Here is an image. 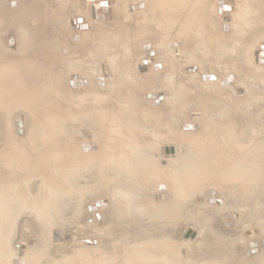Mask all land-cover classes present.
Returning <instances> with one entry per match:
<instances>
[{
    "label": "bare ground",
    "instance_id": "bare-ground-1",
    "mask_svg": "<svg viewBox=\"0 0 264 264\" xmlns=\"http://www.w3.org/2000/svg\"><path fill=\"white\" fill-rule=\"evenodd\" d=\"M2 1L0 2L3 4ZM57 1L43 0L39 4L31 1V9L36 13L33 16L39 21L36 30L31 31L32 34L29 32V35L34 37L27 39L28 43H34L28 46L33 53L30 49V53H26L27 49L22 47V51L14 53L12 58L7 56V59L3 57L4 54L0 55V113L4 115L24 111L33 121L29 128L28 122L26 124L23 120L21 134L24 135H18L20 133L17 122L15 136L11 129L8 130L10 127H7L5 140L1 141L3 143L0 147V164L4 169L9 167L14 172L5 174L0 171V264L21 263L15 262L14 259L18 258H15L12 250L6 246L10 227L8 213L21 205L29 208L23 212V215L29 216L21 220L31 222H23L27 225L25 231L31 229L30 233L22 232L26 237L33 235V222L37 215L40 216L45 232L51 227L63 226V220L68 214L78 211V203L84 197L85 191L84 185L81 184L95 183V178L105 183L104 190L115 193L113 196L117 198L118 205L111 209L112 204L108 197H98L94 200L93 207L95 201L104 199H108V205L93 208L89 213H106L104 215L108 220L104 228L108 230L109 235L106 245L113 251L114 258L121 259L122 264H233L232 242L225 236L235 232L237 226L235 218L229 223H224L222 219L232 216L233 208H238L241 214L262 213L261 216L264 217V56L261 57V54H264V43H261L264 38H261L259 51L255 54L260 70L255 73L244 71L248 73L247 76L242 73V69L249 62L247 56L252 49V38H255L257 33H264V3L250 4L252 0H246L248 2L242 4L241 11H238L236 23L220 22L219 26L218 19L212 14L214 0H129L130 5L138 8L139 14L136 15L134 11L135 15L132 14L129 24H126L128 26L119 25L121 29L119 28L117 35L115 30L106 31L107 28L100 27L96 36L95 33L88 36L87 42L84 41L86 43L82 38L86 29L81 26V22L77 23L75 20L71 26L74 32L72 39L77 42V46L80 43L78 49L76 44L74 46L79 50H76L78 57L83 56L80 59L83 67L101 59L109 64L112 75L104 77L109 71L106 70L107 64H102L104 70L97 79L98 83L113 81V74L119 72V79H115L119 81L108 86L109 90L111 89L110 94L101 101H96L93 75L82 79L72 76L69 79L70 90L83 88V93H88L84 99L73 100L62 87L63 75L57 69L60 65H55L57 70L54 68V71L48 70L49 72L45 71L47 64L40 65L41 51L46 52H43L46 60L51 57L50 66L59 59V56L53 58L57 52L53 50L56 35L61 37L63 30L62 25L55 23L60 17L52 21L53 17H56L52 16L55 15L52 13L57 10V7H53ZM73 1L69 0L68 3L72 4ZM98 1L100 0H87L85 10L97 16L95 3ZM27 3L25 4L31 5L29 1ZM46 4H49V7L45 6ZM103 4L105 2L100 3L101 6ZM221 4L228 6L230 3L220 2L219 6L217 5L220 16L233 12L226 11ZM27 9L29 10L30 6ZM42 10L43 15H40ZM19 11L16 12L20 13ZM26 13L28 12L25 11L24 14ZM80 13L83 15V12ZM4 15L0 14L1 23L7 17L5 15L2 19ZM30 16L32 15L29 14V18ZM123 17L126 16H121ZM13 20L12 18L10 21L15 22ZM21 21L19 20V23ZM20 25L18 28L21 29L22 24ZM57 25V30L52 28ZM29 26L28 24L27 28ZM140 26L146 29L144 33H137ZM10 31L12 30H7L5 36L0 37L2 50L19 48L16 42L14 46L11 45L9 40L16 39L17 35L16 31L9 34ZM245 34L249 35V38L244 39ZM21 35L19 34L23 37ZM75 36L78 38H74ZM5 37L7 41L4 39L3 42ZM62 37L65 38L63 34ZM143 40L147 42L142 44V48L147 44L151 48L145 49V58L138 69L151 70L154 74L133 79L131 75L134 71L131 65L135 54L132 52L137 42ZM62 42L64 43L63 39ZM155 45L163 51V62L155 61L154 57L158 55ZM67 46L69 45L63 47ZM63 47L60 48L61 51ZM53 51L55 52L51 53ZM151 51L154 55H149ZM179 54H182L183 58H179ZM37 57L41 59L38 60ZM209 58L215 62L211 60L208 65ZM179 59L182 64L193 63L191 69L194 72L181 76ZM149 60L153 63H146ZM76 62L74 65L78 64ZM155 65H161V68L158 69ZM205 65H208L206 71L201 72ZM88 66L86 68H89ZM62 68L61 71H64ZM84 69L81 71L89 76L87 69L85 72ZM236 73L242 77L244 75L245 78H239ZM231 75L235 80H231ZM179 76L186 80L178 79ZM198 80L201 84L196 83ZM223 82L228 85L222 86ZM166 83H174L180 90L185 88L179 93V102L177 98L169 99L170 102L163 108L160 103L163 93L151 91L144 94V90L146 86L155 87L159 84L168 89V86L164 85ZM237 83L242 85L247 96L236 100L225 97L231 89L236 88ZM149 95H154L153 99L148 100ZM153 100L160 101V104L153 105ZM200 103L203 105L206 119L201 122L193 119L181 122L180 118L184 116L181 109H185L187 105L200 107ZM193 124L197 125V130L184 128ZM167 143L174 146L167 148ZM175 149L177 151L174 155ZM163 152L173 156L164 159ZM28 178L43 182V188L35 186L34 194L30 197L25 196ZM203 188L207 201L212 198L213 203L217 202L215 199L218 198V190H222L226 195V205L232 212L223 209L220 214H212L200 206L195 195ZM209 190L213 193H208ZM158 196L159 201L156 198ZM90 205L85 207L87 212ZM222 222L223 228L219 226ZM182 223L196 225L190 229L197 233L195 238L188 241L191 233L186 236V232L183 236L185 240L178 243L173 233ZM72 230L63 234V243L66 234H71ZM202 232L223 235L200 241L197 234ZM76 235L70 237V243L73 245L75 242L71 240H80V233ZM253 242L256 240L250 241L249 244ZM259 247L258 242V249ZM245 254L246 252L244 257ZM95 255L92 258L98 260ZM251 258L256 259L257 256L254 254ZM98 262L95 261V264ZM86 263L92 264V260ZM256 264H264V259L256 261Z\"/></svg>",
    "mask_w": 264,
    "mask_h": 264
},
{
    "label": "rangeland",
    "instance_id": "rangeland-1",
    "mask_svg": "<svg viewBox=\"0 0 264 264\" xmlns=\"http://www.w3.org/2000/svg\"><path fill=\"white\" fill-rule=\"evenodd\" d=\"M0 1H2V0H0ZM21 1H24V2H21ZM28 1L30 3L32 1V3L34 2V4H39L40 2L41 3L43 2V0H35V1L34 0H20V1L16 0L15 2H18V4H16L14 2V0L13 1L12 0H3L2 1L3 4L0 2V6L2 7V8L0 7L1 8L0 9V14L1 15L5 14L7 16V17H5V15L2 16L3 17L2 19H4V17H5V19L6 18L9 19V17L11 16L9 21H8V19L7 20L4 19L5 22L3 20H2V23L0 22V32H1L0 37L5 36L6 31L9 30V29L12 30V31L9 32V34H13L14 31H16V35H17L16 39H12L11 38V40H9V41H10L12 46L15 45V42H16V45L18 43L19 45H17V47L20 48V50H19V48H16V49L11 48L10 50H6V49L2 50V48H0L1 49L0 50V55L4 54V56H3L4 58H6L7 56L8 57L11 56L10 58H12L15 54H17L18 52L22 51V47L25 50L27 49L26 53H30L29 51H31V49H30V47L28 48V46L29 45L30 46L34 45V43L30 42V41L28 43L27 39L29 37L30 38L34 37V36L31 37L30 35L32 34V32L34 30H36L37 25H39L38 24L39 21H37L38 20V19H36L37 17L33 16L35 12L33 11V9H31L32 3H31V5L30 4L27 5ZM36 1H38V2H36ZM58 1L61 4L58 3ZM58 1L56 3H54V5H53V7L55 6L54 9H56V7H57V10L54 11L55 13L52 11L53 12L52 14H55V15H52V16H56V17H53L52 21H54L56 19H59V17H60V19L57 20V22H55V23H57L58 25H62V29L63 30L61 32H62V34H63V36L65 38L67 37L66 39L63 38L61 33H60L61 37L56 35V40H58V41H57V43H55L56 42V40H55L54 44L56 46H58V47L53 45V47L56 48V49L53 48V50H55V51L57 50V52H56V54H54V57H53V54H52V57L56 58L55 56H57V57L59 56L58 57L59 61L57 60L55 63H52L53 65L51 64V66H50L49 60H51V57H49L50 59H47L48 60L47 61L44 58V57H46V56H44L45 55L44 53H46L45 51H43L44 53L42 51L41 52L39 51L40 53H42L41 54L42 60H39V59H41L40 57H39V59L37 57V59L40 61V63L42 62V64H40V65L47 64V66H48V64H49V67L45 66L46 67V69H45L46 72L48 70H53L54 71V68H55V70L58 69L59 72H61L60 74L63 75V76H61L62 85H64L62 87L67 92V95L70 96L71 98H73V100H79L80 98L84 99L85 96L88 93L87 92L83 93L85 91L83 88H82L83 90L82 89L81 90L80 89L79 90H73V89L70 90L69 87H68L69 79L72 76L73 77L75 76L77 79H82L84 77H90V76L93 75L92 77H95L94 79H95V87H96V89H95V100L96 101H101L105 96L110 94L111 89L109 90L110 87H108V86H112V82L116 83V81L117 82L119 81V80L115 81V79H119L118 78L119 72H116V73L113 74V76H115V79L114 80L112 79L113 81H111V82H106V81H105L106 83H104V82L98 83L97 82L98 77L100 78V75L103 74L102 72H103L104 68L102 67V64H105V65L107 64L106 66H108V67L106 68V70H107V72L109 71L108 72L109 74L108 73L106 75L104 74V77L112 75V72L110 70L111 68L109 67V64L103 59H101V61L99 60L98 62L96 61L98 59H96L95 60L96 62L88 63L90 66L92 65L91 67H89L88 64H87L86 66H88L89 68H86V66L83 67L84 64L82 63V60H80L83 56L79 55L81 57V58H79L78 54L76 53L77 51H79L77 49H78L80 43H78V46H77V42L72 39V36L74 34V32L72 31V27H71L72 23L75 20L77 21V23L81 22V24H82L81 26H83L86 29L84 31L85 34L82 35L83 42L85 40L87 42L88 36H90V35H92L94 33H95V36H96V34L99 32L98 29L100 27L107 28V29H105L106 31L108 29L115 30V34L117 35V33H119V31H120L122 26H128L126 24H129V22H128L129 18H131L133 15H135V12L137 13L138 8L136 9V8H134L133 5H130L131 2H129V0H120V1L119 0H107V1L100 0V1L95 3V5L97 6V9H96L97 10V13H96L97 16L95 15L96 16L95 17L91 12L89 13V12H87L85 10L86 9L85 2L87 0H85V1L84 0H74L73 3H72L73 5L68 3L69 0L68 1L67 0H58ZM89 1H93V0H89ZM214 1H215V6L213 8V13L212 14H213V16L216 17V19H218L219 26H220V22H231L233 24V21H234V23H236V18H237V15H238V11L239 10L241 11L242 6L246 2H248L246 0H230L231 2L229 0H224V1L223 0H214ZM249 1H251V0H249ZM252 1L249 2V3L250 4L251 3L252 4H257V3L259 4L260 3L261 5H263V3H264V0H259L260 2L257 1V0H252ZM101 2H103V3L105 2V4L102 5L104 9L100 5ZM116 2H118V3H116ZM220 2L221 3L222 2L230 3V5L232 3L231 6L234 9H232V7L230 5H228V7L230 6L229 7L230 9H227V10L225 9V10L226 11L233 10V12L225 14L224 16H220L219 12L217 11ZM10 3H11V5H10ZM25 3H27V4H25ZM7 4L10 5L11 7L8 6ZM55 4H57V6ZM2 5L3 6L5 5L6 7H3ZM13 5H15V7ZM19 5H21V6L19 7ZM48 5L46 4L45 6H48ZM83 5L85 6V7H83L84 9L81 7ZM104 5H106V7ZM28 6H30L29 10L27 9ZM60 6H63V7H60ZM66 6H67V8H66ZM75 6H77V7H75ZM16 7H19V9H17ZM24 7H25V9H24ZM59 7H60V9H59ZM8 8H11V9H8ZM68 8L70 10H68ZM71 8H72V10H71ZM117 8L120 9V10H118ZM4 9H6L7 12ZM14 9H15V11H14ZM78 9H79L80 12H83V15H82V13H80L78 11ZM81 9L84 10V11H82ZM100 9H102V10H100ZM1 10L5 11V12H2ZM24 10L26 12H28V13L24 14L25 13ZM31 10H32V12H31ZM58 10H60L61 12L58 11ZM16 11H19L21 14L17 13ZM22 11H24V12H22ZM29 11H30V13H29ZM57 11H58V16H57ZM63 11H66V12H63ZM99 11H102L103 13L99 12ZM10 12L12 14H10ZM67 12H68V14H67ZM40 13H41L40 15H43L42 14L43 10ZM62 13H63V15H62ZM101 13H102V15H101ZM7 14H10V16L7 15ZM17 14L18 15L20 14V16H18ZM23 14L26 15V16H24ZM29 14L32 15V16H30V18H29ZM44 14H45V11H44ZM64 14H65L66 17L64 16ZM138 14L139 13H137L136 15H138ZM27 15H28V17H27ZM105 15L107 16V18H106ZM123 15L126 16V17L121 18V16H123ZM22 16H24V17L22 18ZM17 17L18 18L20 17V18L18 20H16ZM33 17H35V18H33ZM46 17H47V15H46ZM12 18L14 19L13 21H15V22L10 21V20H12ZM225 18H228V19L226 20ZM21 19L25 23H23L21 21ZM28 19L29 20L31 19V20L28 21ZM40 19H42V18H40ZM19 20L21 21L20 23L22 24L21 29L18 28L19 26H21L20 23H19ZM105 20H107V21H105ZM63 21H64L65 25H64ZM30 22L31 23L33 22V23L31 24ZM8 23H9V25H8ZM26 23H27V25H25ZM28 24L30 25L29 28H27ZM58 25L57 26H53L52 28L57 30ZM33 26H34L35 29L32 28ZM19 29H20V31H19ZM23 29H25V30H23ZM21 30H23V31H21ZM145 31H146V29H144L142 26L137 28V33H144ZM219 31H220V28H219ZM19 32H21V33H19ZM86 32H88V33H86ZM90 32H91V34H90ZM19 34L20 35L22 34L21 36H23V37H20ZM25 34H27V35H25ZM257 34H255V36H254L255 38H252L253 39V41H252L253 45H252V49L250 48L251 52L248 51L249 54L247 56V61H249V62H247V65L244 66V68L242 69L243 70L242 73L244 75L248 74L249 73L248 71H250V72L252 71L251 73H255L256 71L260 70V67H258L259 65H257V63H256L257 62V58H255V54H256V52L259 51L258 47L260 45L261 38H264V35H263L264 33L260 32V33H257ZM220 36H222L221 33H220ZM36 37H37V35L35 36V38ZM244 37H245L244 39L249 38V35L245 34ZM17 38L19 39V41H18ZM23 38H25V39H23ZM74 38H78V36H75ZM136 38H137V35H136ZM4 39H6V41H7V38L5 37V38H3V42H5ZM22 39H23V42H22ZM62 39H63L64 43L65 42H67V43L64 44L62 42ZM59 41H61V42H59ZM149 41H151V40H149ZM21 42L22 43L25 42L26 44L25 43L22 44ZM86 42H84V43H86ZM145 42H147V40H145V41L143 40L141 42H137L135 50L134 51L132 50L133 51L132 53L135 54L134 58H133V61H132L133 63L131 65L132 69L134 71V74L131 75V77L133 79H135L137 77H143V76H145L147 74H150V75L154 74L151 70H147V71L143 70L142 71V70L138 69L139 65H141V63L143 62L142 60L145 58V49L151 48V46L149 44H147L149 46L145 45V46H143L144 48H142V44L145 43ZM70 43H71V45H70ZM261 43H264V40H262ZM58 44L60 46L62 45V47L65 46V45H69V46H67L68 47L67 50H66L67 47H63V49L65 48V50L62 49V51H61L60 48H62V47H60ZM74 44H76L75 46L77 47V49L74 46ZM25 46H27V48ZM154 47H155V50L157 51V54H158L157 56L154 57L155 61L156 62L157 61L163 62V56H162L163 55V51H161L160 47L157 46V45H155ZM262 48L264 49V47H262ZM25 50H24V53H25ZM1 51H2V53H1ZM55 51H53L51 53H54ZM72 51H75V52L73 53ZM63 52H66V53H63ZM202 52L205 54V52L207 53V50H205V52L204 51H202ZM31 53H33V51H31ZM48 53L49 52H47V54ZM57 53H58V55H57ZM60 53H62L63 55H65V54H68V55L67 56L66 55L63 56ZM69 53H71L73 55L77 54V56L76 55L73 56V55H71ZM152 54L154 55V52L151 51V53H149V55H152ZM200 54L202 55L201 52H200ZM69 55H70V57H69L70 59L68 58ZM179 55H180V57H179ZM179 55H178L179 58H183L182 54H179ZM262 56H264V54H261V57ZM8 57H7V59H8ZM66 57L68 58V60H67ZM71 57H72V60H71ZM74 57H76V58H74ZM77 57L79 59H77ZM63 58H65V59H63ZM75 59L77 60V62H78V60H80L78 62V64H76V65H74L75 62H76ZM209 59H208V62L209 61L210 62L208 63V65H210L211 60L213 61V63L215 62L214 59H211V58H209ZM44 61H46V63H44ZM150 61L153 63L152 60H150ZM59 62L62 64V67H64V68L60 67L61 64H59ZM179 63H180V67L182 68V72L180 71V73H179L181 76L190 75V74H192L194 72V71L192 72V69H191L192 66L194 65L193 63H191V64H187V63L186 64H182L181 59H179ZM65 64H67V66ZM55 65H57V66L60 65V66H58L59 68L57 67V69H56ZM63 65H65V66H63ZM208 65H205L204 67H202L201 72H205ZM155 66L158 69L161 68V65L160 66L159 65H155ZM65 67L66 68L68 67V69H66ZM61 68L65 72L61 71ZM82 68H85L84 72L87 69L86 72H87V75H89V76L84 75V73L81 71ZM76 70H77V72H76ZM90 70H93V71H90ZM183 70L186 73L185 75H184V71ZM244 71L248 72V73H245ZM90 72H93V73H90ZM239 75L240 74H237L236 76H238L239 78H242V79L245 78L244 75H243V77H242V75H240V76ZM232 76L233 75H231L230 77H232ZM62 77H64V78H62ZM178 79L186 80V78L180 77V76L178 77ZM231 80L232 81L235 80L234 76H233V79H231ZM85 81H87V80H85ZM85 81H84V83H86ZM187 82L188 81H186V83ZM198 82H199V84H201L200 80H198L196 83H198ZM96 83H97V85H96ZM223 83H225V82H223ZM79 84H82V83H79ZM105 84H107V90H109V91L106 90ZM225 84L228 85L227 82ZM225 84H223L222 86L225 87ZM164 85L168 86V89L166 88L167 90L165 89V87L161 86V84H159V86H155V87L146 86V88L144 90V94H146L147 92H151V91H155V92L157 91L159 93H163L162 94V98L163 99L161 98V102L157 101V100H153L154 101L153 105H159L160 103H162L163 104V108L166 107L167 102L168 103L170 102L169 99L173 100V99L177 98V101H178L179 100L178 97L180 96L179 93L181 91H183V89L185 88V87H183V89H181V90L177 89V86L174 83H166ZM97 86H98L99 89L97 88ZM102 86H103V88H102ZM235 86H236V88L235 89H231L225 97H228L231 100H234V99L236 100V99H240V98H243V97L247 96V93L245 92L244 88L242 87V85L240 83L239 84L238 83L235 84ZM101 88L104 89V90H102ZM241 90H242V93H241ZM149 96H151V97H149ZM149 96H148V100L149 99H153L154 95L153 96L149 95ZM144 98L146 99L145 95H144ZM226 101H228V100L226 99ZM199 105H200V107H196L195 105H187L186 106V104H185L186 108L184 106L185 109H181V114L184 115V116H182L180 118L181 122L182 121L183 122L187 121L188 119L189 120L193 119L195 121H200V122L204 121L206 119V116H205V112L202 109L203 105H202V103H200ZM19 117H22L23 120L26 122V124L28 122L27 126L29 128H31V126L33 124V121L31 119V117L27 113H25L24 111H14L11 114L8 113V114H4V115H1V113H0V147L2 146V143H3L1 141L5 140V130H6L7 127L8 128L10 127L8 130L11 129L10 131H12L13 136H15L14 135L15 126H16V122L18 124V118ZM26 119H28V121ZM184 128L185 129L187 128V129L197 130V125H194V124L190 125V126L188 125L187 127L184 126ZM18 135H24V133L23 134H18ZM169 146H174V144L167 143L166 147L168 148ZM176 151H177V149H175V153L173 152L174 155L176 154ZM165 155H166V157H165ZM162 156H163L164 159H168V158H170L173 155H169L168 153L163 152ZM1 167L2 166L0 164V168ZM2 169H0L1 173H5V174H7V173H9L11 171V169L9 167L8 168L5 167V169L2 167ZM27 180H28V182H26V184H25V190H26L25 191V196L26 195L28 197L32 196V194H34V191H35V186H37L39 189L41 187L43 188V186H42L43 182L41 180L40 181H38L37 179H31L30 180V178H28ZM32 183H34V184H32ZM83 183H85V182H83ZM104 184L105 183L99 181L96 178H95V183L89 182V183H86V184H81V185H84L85 191H84V197L78 203V211L71 212V213L68 214L67 218H65L63 220V223L65 225L62 224L63 226L60 225L59 227H51L50 226L51 229L48 230V231L46 230V232H45V227H43V223L40 220V216L37 215V217H35V220L33 222V235L32 236H27V237L23 235V233H30L31 232L30 228H29V231H25L24 230L25 227H27V225H24V223H23L24 221L25 222H27V221L29 222L30 220H27V221L24 220L23 222L21 221L23 217L26 218V216H29L27 214L23 215V212L27 211L29 209V208H26L25 205H21L22 207L21 206L16 207L14 209L15 211H12V212L8 213L9 215L7 217L8 218L7 220H8V223H9L10 227H9L8 243L6 244V246H8L10 248V250H12L14 257L18 258V259H14V260H16L15 262L19 263V261H20L21 263H19V264H70V263L71 264H90V263H86V262L92 260V264H93V262L95 264V261L98 262V260H99V262L97 264H122L121 259H119L117 257L114 258V256L112 255L113 251H110V247L106 245V243L108 241V238H109V235L107 234L108 230L106 228H104V227H106V224H105L106 220H108V219H106V217L104 215L106 213L100 212V213H98V215H96V214L93 215V214H91V212L89 213V211L94 210L93 208L101 207L103 205H108V201H107L108 199H104V200L95 201V207H93L94 205H92V204H93L94 200L97 199L98 197H103V196L108 197L109 201H110V204H112L111 209H114L116 207V205H118L117 204V202H118L117 198H115L113 196V194H115V193L113 191L104 190L103 189ZM29 188H30V190H29ZM86 190H88V191H86ZM204 190H205L204 188L202 189V191L200 190L195 195V197L200 202V203L198 202L199 205L202 206V207H205V210H208V212H210L212 214H215V213L216 214L217 213L220 214L221 210H223V209L228 210L229 213L233 211L232 212L233 213L232 216H227V217H224L222 219L223 222L225 221L226 223H229V222L233 221L234 218H235L234 221H235V224L237 226V228H236L237 230L235 232L234 231L230 232V234L225 236L228 240L230 239V242H232V255L234 257V263L233 264H256V261L264 259V217L261 216L262 213H260L259 215L258 214L255 215L252 212H247V214H241L238 211V208L237 209L233 208L232 211H230L231 209L228 207V205H226V201H225L226 200V198H225L226 195H225V193L222 190H218V192H219L218 193L219 194L218 198L217 199L214 198L217 202H214V203H213L212 198L209 201H207V196L205 195ZM112 196H113L114 199L112 198ZM156 198L159 201V196L156 197ZM104 202H106V204H104ZM210 202L213 203L212 206L210 205L211 204ZM88 204H91V205L88 206V212H87L85 207ZM214 204H216V206ZM90 207H92V209H90ZM244 210H245V208H244ZM198 222H200V221H198ZM223 222L219 224V226H221L222 228H223ZM29 224H31V222H29ZM29 224H28V226H30ZM21 225L23 227H21ZM230 225H232V224H230ZM195 226L196 225H194V224L192 225L190 223H182V224H180L179 229H176L174 231V233H173V236H174L175 240L178 243H182V241L185 240L183 238L184 234L186 232H188V230H190V228L193 229V227H195ZM217 228L220 231L219 227H217ZM71 229H73L71 234H66L65 242L63 243V241H62L63 234L69 233V231ZM74 231H75V233L77 235H79V233H80V240H79L80 242L79 241L77 242L76 239L72 238L73 240H71V241L75 242L74 245H73V244L70 243V237H73V236L75 237L76 234L73 233ZM196 233L197 232L193 231L191 233V237H190V239L188 241H191L193 238H195ZM70 235H72V236H70ZM222 235H223L222 233L220 235V234H215V233L213 234V232H209V233H203L202 232V233H198L197 234V238H199L200 241L201 240H211L214 237H218V236H222ZM67 237H69V238H67ZM253 240H256V242H253V243L249 244V242L253 241ZM257 241L260 243V247H259L260 250L258 249V242ZM248 247H250V249ZM244 252H246V254H245L246 257H244ZM195 254H193V256H195ZM254 254L257 256L256 259H252L251 258L252 255H254ZM94 255H95V258H97L98 260L92 258V257H94ZM74 257H76V258H74ZM101 258H102V260H101ZM225 264H227V263H225Z\"/></svg>",
    "mask_w": 264,
    "mask_h": 264
},
{
    "label": "water",
    "instance_id": "water-1",
    "mask_svg": "<svg viewBox=\"0 0 264 264\" xmlns=\"http://www.w3.org/2000/svg\"><path fill=\"white\" fill-rule=\"evenodd\" d=\"M221 7L223 8V9H230L228 6H225V5H223V4H221ZM226 20L228 19V18H225ZM146 63H151V61L149 60V61H147ZM205 79V78H204ZM231 79H233V78H231ZM223 84H225V83H223ZM23 118L22 117H19L18 118V130H19V133L21 134L22 132H21V130H23ZM208 193H213V191H211V190H209L208 191ZM104 204H106V202H104ZM90 209H92V207H90ZM190 233H192V230L190 229V230H188V232H187V235L186 236H188Z\"/></svg>",
    "mask_w": 264,
    "mask_h": 264
}]
</instances>
